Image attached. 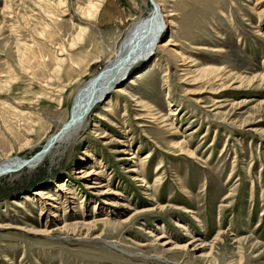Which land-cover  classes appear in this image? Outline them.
<instances>
[{
  "label": "rangeland",
  "instance_id": "obj_1",
  "mask_svg": "<svg viewBox=\"0 0 264 264\" xmlns=\"http://www.w3.org/2000/svg\"><path fill=\"white\" fill-rule=\"evenodd\" d=\"M153 1L168 15L166 50L133 65L114 86L126 94L104 95L68 144L0 172V264H264V0ZM90 2L0 0V163L61 128L77 88L152 7L102 0L91 18ZM89 169L98 176L76 178ZM175 221L211 247L160 246L159 226L188 240ZM46 222L64 227L39 234Z\"/></svg>",
  "mask_w": 264,
  "mask_h": 264
},
{
  "label": "bare ground",
  "instance_id": "obj_2",
  "mask_svg": "<svg viewBox=\"0 0 264 264\" xmlns=\"http://www.w3.org/2000/svg\"><path fill=\"white\" fill-rule=\"evenodd\" d=\"M101 2L102 0H95V2H90L89 8L87 11L88 17L96 18L97 11L100 5L102 4ZM149 2L152 4L151 10L146 16L137 17L131 20V24L129 28L124 32L122 38L120 39V42L118 44V49L113 53L110 64L107 65L105 68H103L101 72L94 74L88 81H86L83 85L77 88V90L74 93V98H73L74 102H73L70 116L68 120L62 124L61 128L55 134L47 138L46 141L43 143V145L30 157L17 156L13 158H7L4 161H2L0 163V172L7 168H11L13 166L14 167L18 166L19 168H22V169L23 168L30 169L36 166L39 162H41L44 157L52 155L56 149H58L59 147H62L63 144H65L67 141L72 139V137L78 134V132L83 128V123L80 120H82L83 116L86 115L88 111L98 101L103 100V96L108 94L110 90L114 89V92L116 93L118 92L119 94H122V95L126 94V92L122 91L121 89H118V87L114 88V86H117L118 82H120L121 80H123L125 76H127V74L130 71V68L133 65L137 64L140 61H147L150 58V56L154 54V50L156 48H159V49L162 48L161 50H166V47L168 46V44L161 43L160 37L164 29H166L167 27L165 18L168 15H165V11L163 10L162 6L158 2H155L153 0H149ZM78 38H80V36ZM115 41H116V37L111 38L107 47L113 46L116 43ZM89 69H90V65L88 66V70ZM82 76L83 74L79 73L76 78L77 80L75 79L73 81L68 82V84L65 85V87L68 89H70L71 87L73 88L76 85L78 79L81 78ZM129 84L134 85V81L130 79ZM134 97H135L134 95L129 94L130 100L136 101L137 98H134ZM90 156L92 157L93 160H95V158L92 155ZM131 157L133 156L131 155L130 158ZM133 170H130V171H133ZM92 174L98 176L99 172L94 171V170L92 171L90 169L89 170H79L77 171L78 176L76 178L84 179V178L90 177V175ZM133 179L143 182L137 176H133ZM63 185H65V182L56 185V187H59V189L65 190V187H63ZM103 185L99 184V182L84 183V187L86 189L98 188ZM142 186L149 187L146 182L145 184H142ZM103 192H106V191H103ZM103 192L102 194H104ZM65 193L72 194L73 191H71V189H66ZM33 194L35 196L41 197L43 204H49L47 200L54 199L53 196L47 194L42 189L35 190ZM66 195L62 194L60 195V198H63L62 199L64 200L63 202L67 203L69 196H66ZM70 197H72V195H70ZM108 204L111 205V203H108ZM120 205L124 206L125 204L120 203ZM154 208L155 207H153L150 210L140 209L139 211H135L136 213L130 214L126 219L133 217L136 214L137 215L141 214L143 212H148V211L152 212L155 210ZM163 208L164 207L162 206L160 207V209H163ZM183 212L184 213L188 212L191 214L193 213L191 211H186V210H183ZM52 216L55 217L56 213L54 212ZM193 218L196 219V217H193ZM102 220H105V219H102ZM47 223L48 222L41 223L43 228L41 227V229L38 230L39 234L41 233L45 235L50 234L52 232L62 230V228L64 227L62 226V227L49 228L47 227ZM105 224H107V222H105ZM174 226L176 228L183 229L184 231H186L188 240L181 244H173L172 239L167 237L162 227L159 226L157 227L159 228V233L155 235V240L158 242H161L160 246L165 247V246L172 245L171 249L181 250V251L190 249V246H193L191 250H199L206 246H209V248L211 247L212 243L211 245H208V244L199 242L200 241L199 238L193 236L191 232L185 226L180 224L179 221H175ZM218 235H220V233H218L217 236ZM216 237L215 239L213 238V240H216ZM96 238L97 237H95L94 239ZM235 242H238V241H235ZM201 256H204V255H201Z\"/></svg>",
  "mask_w": 264,
  "mask_h": 264
}]
</instances>
